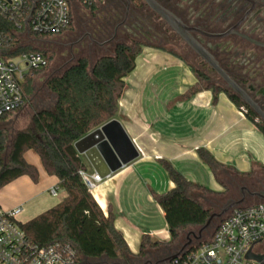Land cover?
Instances as JSON below:
<instances>
[{"label":"crops","instance_id":"obj_1","mask_svg":"<svg viewBox=\"0 0 264 264\" xmlns=\"http://www.w3.org/2000/svg\"><path fill=\"white\" fill-rule=\"evenodd\" d=\"M125 82L115 119L140 157L103 179L91 194L106 216L110 211L114 214V226L130 252H140L144 236L160 243L171 241L165 213L156 201L157 196L175 188L164 163L211 191L191 193L210 213L219 212L229 200L241 199L242 189L264 192V134L227 93L221 92L215 102L211 90L185 98L197 83L192 66L166 49L151 46L142 49ZM200 150L221 165L217 173L201 160ZM80 157L85 173L97 175L87 158ZM24 159L37 169L38 181L22 176L0 190L1 209L20 207L19 216L26 214L20 223L55 207L66 196L63 191L57 197L50 194L59 179L47 173L35 151H27ZM60 196L58 202L51 200ZM258 203L264 202L246 193L243 206ZM206 205L215 207L214 212ZM256 253L264 254V244ZM155 257L149 261L160 260Z\"/></svg>","mask_w":264,"mask_h":264},{"label":"trees","instance_id":"obj_2","mask_svg":"<svg viewBox=\"0 0 264 264\" xmlns=\"http://www.w3.org/2000/svg\"><path fill=\"white\" fill-rule=\"evenodd\" d=\"M13 27L9 19L0 16V55L14 58L22 53H41L47 58L49 67L52 59L49 53L21 46L13 35ZM36 38L43 39L42 36ZM141 52L142 47L120 45L113 57H102L92 66L88 59H80L62 75L48 81L47 88L54 101L51 107L34 113L31 127L16 132L12 138L8 131L0 130V190L22 176L38 181L37 169L24 159V154L33 150L40 156L47 173L59 179L56 188L66 195L55 207L20 224L34 244L41 247L69 245L77 252L80 263L141 264L154 257L160 249L165 253L174 249L182 232L201 228L208 220L210 210L195 200L191 193L208 194L211 191L189 182L173 166L164 163L175 188L157 196L156 201L165 213L171 241L160 243L144 236L140 252L133 254L114 226V214L111 211L108 216L104 214L81 176L86 167L75 143L117 117L126 89L125 79L135 70ZM48 67L25 75L22 107L30 103L34 94V77ZM193 71L197 83L185 98L211 90L215 102L218 95L225 92L238 108L244 107L232 93L213 84L207 75L194 68ZM9 116L1 117L0 121ZM246 116L264 134V126L250 113ZM199 156L214 173L221 168L208 152L200 150Z\"/></svg>","mask_w":264,"mask_h":264},{"label":"flooded vegetation","instance_id":"obj_3","mask_svg":"<svg viewBox=\"0 0 264 264\" xmlns=\"http://www.w3.org/2000/svg\"><path fill=\"white\" fill-rule=\"evenodd\" d=\"M154 2L179 22L181 32L145 0H101L94 10L84 8V30L71 34L61 44L68 50L61 68L72 66L81 55L92 57L112 48L115 52L120 45L166 49L232 93L247 113L264 126V119L251 106L255 105L264 115V0ZM95 13L97 21L93 19ZM186 38L218 65L251 105L229 87Z\"/></svg>","mask_w":264,"mask_h":264},{"label":"built area","instance_id":"obj_4","mask_svg":"<svg viewBox=\"0 0 264 264\" xmlns=\"http://www.w3.org/2000/svg\"><path fill=\"white\" fill-rule=\"evenodd\" d=\"M101 0H0V16L13 23V35L59 37L73 26V6L90 9ZM2 41L0 38V46ZM41 53H22L14 58L0 55V118L11 115L23 105L22 85L30 71L48 67ZM242 111L247 114L243 107ZM88 190L93 192L103 181L98 175L81 172ZM58 189L50 190L53 197ZM22 209L0 208V264H87L69 245L41 247L31 242L18 220ZM264 244V203L231 210L220 221L210 239L187 250L165 264H264L248 260L247 254Z\"/></svg>","mask_w":264,"mask_h":264},{"label":"water","instance_id":"obj_5","mask_svg":"<svg viewBox=\"0 0 264 264\" xmlns=\"http://www.w3.org/2000/svg\"><path fill=\"white\" fill-rule=\"evenodd\" d=\"M151 7L156 11L163 19H165L170 25L174 27L178 32L180 31L179 22L160 6H158L154 0H145ZM187 39V38H186ZM189 44L197 50L204 59L224 78L229 87L242 99L246 100L248 104L250 102L247 100L245 95L240 91V89L235 85V83L218 67V65L203 51H201L195 44H193L189 39H187ZM251 105V104H250ZM254 112L264 119L263 113L255 106L251 105ZM75 148L80 155H84L95 174L100 176L102 179L110 177L113 173L121 170L125 166L131 164L140 157V153L133 144L132 140L128 137L123 125L117 119H113L108 123L104 124L100 128L92 131L87 136L83 137L75 143ZM247 193L251 197H257L264 202V192H250L248 189H242V198L239 200H229L224 204L219 212L210 213L208 220L205 225L202 226L196 235L195 233H190L187 236V242L181 249L174 255L166 257L164 259L152 261H144L141 264H165L172 259L178 258L184 254L187 250L193 248V242L201 241L203 233L206 232L216 220H222L225 215H227L231 210L241 207L244 205ZM246 258L248 260L256 261L259 263H264V254H257L252 250L247 254Z\"/></svg>","mask_w":264,"mask_h":264},{"label":"rangeland","instance_id":"obj_6","mask_svg":"<svg viewBox=\"0 0 264 264\" xmlns=\"http://www.w3.org/2000/svg\"><path fill=\"white\" fill-rule=\"evenodd\" d=\"M84 8H82L79 5L73 6V26L72 29H70L67 33L64 35H61L59 37H53V38H43L38 39L36 37H33L34 42H31L26 36L20 37V45L21 46H30L35 50H38L39 52H46L49 53L51 59L50 66L43 72L37 74L34 77V94L31 98V101L29 104H24L22 108H20L18 111L10 115L6 120L0 121V130H6L10 134V138H12L13 134H15L18 131L27 129L32 126V116L34 113L39 112L43 109L51 107L53 103V99H51L52 95L49 92L47 88L48 81L56 76L62 75L68 68H61L63 64L67 61V56L65 53L68 51L67 48H64L61 46L63 42H65L68 37L71 34H75L79 31H83L86 23V13L83 12ZM91 10V9H89ZM97 13V12H96ZM94 14L93 19L97 21V14ZM40 40V41H39ZM60 45V47H58ZM114 50L113 48L108 51H99L97 54L93 55L92 57H88L86 55H81L82 58H86L89 60L90 65L92 66L98 59L102 57H113L114 56ZM77 62H74L72 64L75 65ZM60 69V70H59ZM58 71V72H57ZM51 199V198H50ZM62 199V196L59 197V199H51L53 202H58ZM208 206L212 212H214V208L212 206ZM27 216L26 214H23L22 216L18 217V220H26ZM221 220H216L212 223L211 227L203 233V237L201 241H195L193 242V246H196L198 243H201L202 241H206L211 238V236L214 234L215 230L217 229L219 223ZM200 228H190L187 229L184 233H182L180 237L179 244L172 250L166 253L157 251L158 254H160V259H164L166 257H169L171 255L176 254L181 247L186 244L187 242V236L190 233L198 234ZM151 260V259H148Z\"/></svg>","mask_w":264,"mask_h":264}]
</instances>
